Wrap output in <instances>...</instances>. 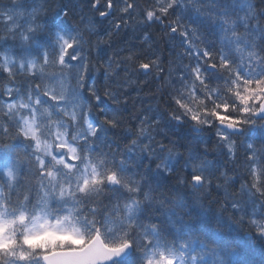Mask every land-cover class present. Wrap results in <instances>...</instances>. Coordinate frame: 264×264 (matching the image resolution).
I'll use <instances>...</instances> for the list:
<instances>
[{"label":"bare ground","instance_id":"1","mask_svg":"<svg viewBox=\"0 0 264 264\" xmlns=\"http://www.w3.org/2000/svg\"><path fill=\"white\" fill-rule=\"evenodd\" d=\"M80 1L79 12L66 0H0V157L14 152L20 160L18 149L26 160L34 152L3 105L41 102L43 117L57 108L46 79L70 75L65 92L78 93L94 127L78 143L83 156L106 182L114 175L121 181L120 190L103 188V213L136 198L141 219L166 238L195 231L202 236L195 241L237 252L236 264H264V97L257 99L264 88V0ZM23 8L34 23L4 12ZM63 35L67 45L58 46ZM7 55L17 62L44 55L53 65L42 77L41 70L8 69ZM218 101L220 116L211 115L205 106ZM228 111L242 120L232 122ZM30 169L22 179L27 190L37 188ZM166 204L174 212L162 216L158 208Z\"/></svg>","mask_w":264,"mask_h":264},{"label":"rangeland","instance_id":"2","mask_svg":"<svg viewBox=\"0 0 264 264\" xmlns=\"http://www.w3.org/2000/svg\"><path fill=\"white\" fill-rule=\"evenodd\" d=\"M4 12L11 17L22 14L19 20L28 15L29 24L34 23L33 15L24 8ZM55 36L59 37L57 33ZM66 39L63 35L57 45L60 42V46L67 45ZM16 58L7 55L4 59L8 69L41 70V75L45 67L53 65L44 55L25 57L20 62ZM48 78L45 84L50 85L48 92L57 99V110L47 109L42 117L41 102H37L39 109L35 102L17 98L3 105L19 122L23 134L33 141L34 152L26 157L25 165L28 170L31 166L29 174L35 177L37 188L18 192L13 201L11 194L19 179L21 163L14 152L0 157V170L7 183L6 189L0 188V264H44L41 259L44 253L82 248L95 233L108 246L132 243L144 264H230L234 261L233 253L225 255L175 232L171 234L178 239L177 248L167 250L161 233L141 221L136 198L127 200L126 196L125 205L116 207L108 215H93L88 219L81 214L84 199L104 194V187L120 190L121 181L114 175L106 182L91 159L83 156L78 143L92 136L94 127L84 116L78 93L73 89L68 94L65 92L71 76L58 74ZM55 114L62 116L57 118ZM167 162L170 165L171 160ZM133 262L130 259L129 263Z\"/></svg>","mask_w":264,"mask_h":264},{"label":"trees","instance_id":"3","mask_svg":"<svg viewBox=\"0 0 264 264\" xmlns=\"http://www.w3.org/2000/svg\"><path fill=\"white\" fill-rule=\"evenodd\" d=\"M66 3H67V5L71 8V6H73V7H75V8H77V10L80 12L81 10H80V3H81V1L80 0H66ZM128 3L129 4H131V5H127V6H133V3L134 2H131V1H128ZM210 3H211V5H213V6H223V5H230L229 3H230V1L229 0H210ZM113 21H116V20H113ZM214 34H211L210 35V37H215V36H213ZM156 43H158V41L157 42H155V44ZM139 44H140V46L141 47H145V45H146V43H144V41L142 40V39H140L139 40ZM263 58H257V57H252V58H250V60H253L254 62H256V61H259V60H262ZM257 63V62H256ZM234 89V88H233ZM234 90H238V87L237 88H235ZM263 91L261 92V93H259V95H258V97H257V99L258 100H260L261 98H263L264 97V88L262 89ZM220 103H222V101H218V102H214V103H211V102H209V103H207L206 104V106H205V108H206V110L211 114V115H214V116H220L218 113V108H219V106H220ZM226 106V105H225ZM256 106V105H255ZM255 106H253V108L250 110V112H253V110H254V108H255ZM223 113H226L227 115H229L230 116V118H231V120H232V122H240L242 119L241 118H237V119H235V121H234V119H233V117L231 116V114H233L232 112H230V111H228V112H223ZM244 113H246V114H248L249 116H250V113L249 112H247V111H245ZM116 123V122H115ZM114 123V124H115ZM13 151H16V152H18V154H19V157H20V163H21V168H20V176H19V181H18V183L16 184V186H15V188H14V190H13V192H12V194H11V198H13V201H14V199H15V197L17 196V194H18V192H22V191H24L23 189L24 188H22L24 185H23V183H22V179L23 178H25V172H26V165H25V160H23L22 158H21V155H20V153H19V150L18 149H13ZM173 175L171 174V177H172ZM2 187H4L5 189L7 188V186H6V183L4 182V178L2 177V175L0 174V188H2ZM103 198H104V195H102V194H100L99 196H95V197H92V198H87V199H84L83 201H82V205H81V210H80V213L81 214H84V215H86L87 217H91V216H96V217H100V215L102 214V216H103V214H105V213H103L104 212V209H103ZM9 203V206L11 205V202L9 201L8 202ZM13 204H14V202H13ZM159 209V211H161V213H162V216H164L165 214H169V213H173L174 212V207H169L168 206V204H166L164 207H162V208H158ZM162 216H160V217H162ZM139 217H140V215H139ZM159 217V218H160ZM140 219H141V217H140ZM141 221L143 222V223H145L142 219H141ZM145 224H147V223H145ZM150 225H152V226H155L154 224H150ZM176 226H178V224H176ZM183 227H187V228H189V229H192V228H190V227H188L187 225H185V224H183ZM155 228L157 229V231H158V233L160 232L161 233V235L163 236V243H164V245L166 246V247H173L174 245H176V243H177V240L178 239H174V236L172 235V234H170V237L169 238H166L163 234H162V231L160 230L161 228H158L157 226H155ZM195 233V231L194 232H192V235H189L187 238H189L190 240H193V241H195V239L196 238H202V236L200 235V234H198V235H193ZM185 237V236H184ZM206 245H208V244H206ZM211 247V246H210ZM213 249H215V248H213ZM217 250V249H216ZM234 253V256H236V253L237 252H233ZM133 257H135V262H136V264H142L140 261H138V259H137V257H136V254H135V251H134V253H133ZM235 259H237V261H235V262H231L230 264H236L237 262H238V258H235ZM123 264H128V263H123Z\"/></svg>","mask_w":264,"mask_h":264},{"label":"water","instance_id":"4","mask_svg":"<svg viewBox=\"0 0 264 264\" xmlns=\"http://www.w3.org/2000/svg\"><path fill=\"white\" fill-rule=\"evenodd\" d=\"M264 107V99H263ZM256 112L255 116H257ZM262 112H260L261 114ZM227 130L239 132L233 123H220ZM132 251L130 243L118 248H109L104 245L99 235L80 250L55 251L42 257L46 264H111L114 261L125 259Z\"/></svg>","mask_w":264,"mask_h":264}]
</instances>
